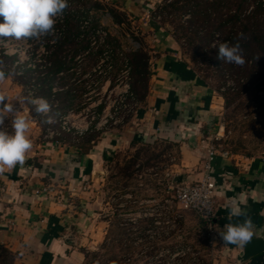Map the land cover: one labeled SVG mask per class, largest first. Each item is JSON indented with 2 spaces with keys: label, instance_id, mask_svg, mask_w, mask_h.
<instances>
[{
  "label": "crops",
  "instance_id": "1",
  "mask_svg": "<svg viewBox=\"0 0 264 264\" xmlns=\"http://www.w3.org/2000/svg\"><path fill=\"white\" fill-rule=\"evenodd\" d=\"M80 1L88 5L84 9L86 13L94 11L92 18H96L101 26L103 22L98 14L103 11L115 24H123L116 21L112 15L114 11L122 21L124 16L129 20L136 19L148 33L146 39L152 43L148 92L145 99L139 101L140 107L132 119L133 124L124 131L113 129L106 134L100 133L96 141L86 145L82 139L76 141L67 134L57 137V140H47L44 137L47 117L36 113L34 106L28 102L26 90L29 86L20 83L11 70L13 68L0 60L6 75V79L0 82V91L6 94L8 103L19 106L21 114L29 115V136L33 141L25 164L0 174V245L14 255V264L84 263L86 256L82 248L89 247L78 245L72 236L80 230L84 232L82 227L94 214L88 203L89 181L99 169L104 168L115 150L141 142L178 144V168L184 173L176 177V182L189 184L203 177L207 150L216 135V114H220L224 101H216V90L210 88L188 60L180 59L179 45L172 33H162L161 27H156V22L148 16L158 0ZM82 53L84 50L76 57ZM73 57L68 55V59ZM93 64V58H89L84 69H91ZM60 74L55 78L53 87L63 90V93L71 87L75 88L70 82L66 83L68 78L62 80L67 84L62 86L61 81H57ZM23 91L26 100L15 101ZM77 92L73 89L72 95L61 98L49 97L42 91L36 97L47 98L53 105L50 115L58 119L80 106L83 97ZM0 111L3 109L0 108ZM238 162L234 157L222 156L214 162L212 177L217 184L218 215L215 230H221L229 222L243 221L245 217L233 218L232 221L228 219L229 206L235 200L242 202V207L246 204L247 217L264 237V162L261 159ZM171 172H167L170 174L168 178ZM46 185H53L54 192L36 194ZM227 246L237 250L239 255L240 248ZM239 264H264V252Z\"/></svg>",
  "mask_w": 264,
  "mask_h": 264
},
{
  "label": "rangeland",
  "instance_id": "2",
  "mask_svg": "<svg viewBox=\"0 0 264 264\" xmlns=\"http://www.w3.org/2000/svg\"><path fill=\"white\" fill-rule=\"evenodd\" d=\"M158 1L159 7H153L147 13L148 16L161 27L162 33H172L179 45L180 59L188 60L210 88L216 90V101H224L220 114H216V140L213 138L218 155L227 153L225 158L234 157L240 164L246 159H261L264 162V88L261 82H249L246 77L238 81L239 68L236 66L224 77L220 76L216 67L209 66L207 62L208 57L215 55L211 51H207V57L200 55L197 62H194L192 57L196 51L190 47L183 31L178 29V13L174 12L167 17L168 11H165L160 22L153 19V13L157 8L160 10L165 2ZM75 5L76 8L80 7L79 11L88 7L78 1ZM90 13L95 15L94 11ZM98 15L103 22L101 27L107 29L108 36L117 37L120 44L117 50L108 46L110 51H117L118 56L111 53L106 55L109 57V66L113 65L108 77L117 84L122 72L126 70L124 61L127 54L138 49L149 54L152 43L146 39L148 33L139 26L136 19L129 20L124 16L123 24H115L106 11ZM188 19L190 14L182 16L183 23ZM216 44L215 38L213 49H216ZM119 53L123 55L119 56ZM82 54L85 55V52ZM4 59L6 56L0 57V60ZM88 59L86 55L83 57V70ZM84 75H76L77 83L91 78H85ZM241 81L245 84H240ZM229 89L235 91L228 92ZM23 93L16 96L15 101H25ZM224 93L230 94L229 105H226ZM109 95L110 92L105 95V101ZM115 97L112 94V99ZM83 102L80 101V104ZM92 102L96 101L93 99L89 103ZM135 114L132 113L125 123L103 133L113 129L126 130L133 124ZM8 117L12 119V116ZM179 164L178 144L163 141L155 144L135 143L122 150H115L109 156L104 168L99 169L97 175L89 181L91 187L88 203L94 214L86 226L82 225L85 231L80 230L72 236L78 245L89 247L82 248L86 256L83 264H239L237 250L222 244L215 230L216 225L209 227L199 216L182 210L174 202L177 186L188 184L176 182V177L184 173L178 168ZM169 171H172L170 178L166 176ZM85 209L89 210L86 206ZM81 210L84 212V208ZM171 210L173 212L166 217L165 213ZM158 213L162 216L157 219L151 217V214ZM11 263L14 264V261L8 257L1 264Z\"/></svg>",
  "mask_w": 264,
  "mask_h": 264
},
{
  "label": "trees",
  "instance_id": "3",
  "mask_svg": "<svg viewBox=\"0 0 264 264\" xmlns=\"http://www.w3.org/2000/svg\"><path fill=\"white\" fill-rule=\"evenodd\" d=\"M160 10L157 8V11L153 13L154 17L156 15H163L165 11H168L166 14L168 15L167 17L174 12H176V14L178 13L180 20L178 29L183 31V35L188 39L190 47L196 51L192 57L194 62H197V58L200 55L207 57V54H209L208 52H214L215 55H209L210 57H208L207 62L209 66L212 65L216 67L220 76L224 77L227 72L233 71L232 68L236 66L239 68L237 72L238 81L243 77H246V80L249 82L259 80L261 86L264 88V0H174L170 2L165 0ZM113 12L112 15H114L116 21L119 23L123 22L121 18H118L120 17L119 14ZM185 14H190V19H188L186 23H183L182 16ZM83 16L84 15H82L80 11L68 16L66 36L59 40L54 51H52L49 59L51 67L47 69L44 76L36 75L31 70H26L22 76H17L16 71L11 69L20 83L26 87L33 85L35 94L44 91L48 93L49 97L50 95L51 97L60 96L61 98L66 95L69 96L72 95L73 89L78 91L77 95L85 94L86 81L77 83L78 81H76L74 69L77 64L74 59L80 51L84 50L85 52L90 48L89 34L100 28L101 25L96 18H92L89 32L86 33L84 38H81L83 33L80 21ZM156 27L159 28L158 25H156ZM241 33L243 34V39L240 40V44L244 50L245 64L243 66H237L218 60L219 44L222 42L234 43L238 38V34ZM79 38L82 40H79ZM215 38L217 44L216 49H213L212 44ZM106 45L111 46L112 50L120 48L119 41L113 36L111 37V35L108 36ZM104 49L105 48H102L99 53H102ZM116 52H114L115 55ZM99 53L92 52L88 55V58H93L94 64H96ZM69 54H72L74 57L68 59ZM126 57L131 67V90L138 101H143L148 92V83L151 76L149 54L142 49H138L137 51L128 53ZM4 62L13 68L14 59L12 60L6 57ZM89 70L86 71V69H84L82 74H85ZM60 73L64 75L60 78L58 77L57 81H61L62 86L70 82L75 88H72V85H70L71 90L69 91L66 90L64 93L63 90H61V92H54L55 87H53V82ZM64 79H67L66 83H64V81L62 82ZM242 83L245 84L244 81H241L240 84ZM218 90H220V87ZM233 91L235 90H228V92ZM58 92H60V94H58ZM79 92L80 94H78ZM223 96L226 98V105H229L230 94L224 93ZM99 136L100 133L93 131L78 138L76 141L82 139L86 145L96 141ZM8 257L11 258V261H14V255L0 245V264Z\"/></svg>",
  "mask_w": 264,
  "mask_h": 264
},
{
  "label": "built area",
  "instance_id": "4",
  "mask_svg": "<svg viewBox=\"0 0 264 264\" xmlns=\"http://www.w3.org/2000/svg\"><path fill=\"white\" fill-rule=\"evenodd\" d=\"M68 2L69 7L65 10L63 17L57 20L53 34L41 37L38 40L30 39L16 41L6 39L4 42L0 43V57L6 56L14 58L13 69L18 76H22L26 70H31L36 75L44 76L47 69L51 67V62L49 60L50 55L59 40L63 39L66 35L67 18L70 14L79 11L80 8H76L75 0H68ZM90 12L92 11L86 13L85 10L80 9V13L84 15L80 21L83 33L81 38L85 37L91 27L92 13ZM153 19L160 22L162 17L161 15H156ZM0 22H3L2 18H0ZM107 37V29L102 27L89 34V41L91 44L90 48L85 52L86 56L92 52L99 53L102 48L105 49L102 53H99L96 64L85 73V78H91L83 80L86 81V92L82 98L84 102L81 103L77 109L60 116L58 119H54L53 123H48L45 139L57 140V137L68 134L72 135L74 139L77 140L93 131L103 133L110 128L118 127L125 123L126 120L131 117V114H135L139 109L140 103L131 90V67L127 59L124 61L126 70L122 72L123 75L121 79L119 78L120 83L119 80H117L118 83L114 84V82L109 79V73L113 65L109 66V57L106 55L110 53L114 54V52L112 50L110 51L106 45ZM116 54L118 56L117 52ZM120 54L121 56L123 55L119 53V56ZM85 55H78L74 59L77 64L74 68L76 75H83V57ZM63 75L64 74L61 73L60 77ZM103 82L104 84L101 86ZM103 87H105V91ZM57 91H61V89L55 87L54 92ZM109 92L110 95L108 96V100L105 101L104 97ZM112 94L116 95L113 99ZM27 95L28 97L36 96L33 85L27 89ZM93 99L96 102L89 103ZM4 115L6 117L4 127L11 131L12 119L8 117V115ZM213 138L216 140V135ZM218 156L226 157L227 153H220L218 155V150L212 140L203 164V177L198 182L177 186L174 195V202H176L182 210L196 214L204 222L208 223L211 228L216 225V220L218 218L216 211L217 184L212 177L214 162ZM166 176L169 177L170 174L167 173ZM170 188L172 189V187ZM54 190L55 187L53 185H46L42 190L36 191V194H51ZM172 212V210L166 212L165 216L167 217V215ZM152 216L153 219H157L158 216H162V214H151V217Z\"/></svg>",
  "mask_w": 264,
  "mask_h": 264
},
{
  "label": "clouds",
  "instance_id": "5",
  "mask_svg": "<svg viewBox=\"0 0 264 264\" xmlns=\"http://www.w3.org/2000/svg\"><path fill=\"white\" fill-rule=\"evenodd\" d=\"M69 7L68 0H0V43L7 40H30L54 33L55 25ZM243 34H238L236 42H222L218 46L217 59L226 63L243 66L244 50L240 44ZM6 79L4 66L0 64V82ZM28 102L36 113L47 117L46 123H53L52 103L44 97L29 96ZM0 174L17 165H24L27 154L33 148L29 136L30 117L21 114L19 106L7 102V96L0 91ZM11 113V131L4 127V113ZM233 201L229 206L228 219L245 217L242 222H229L218 230L219 240L225 245L245 248L255 236V225L247 217L246 204Z\"/></svg>",
  "mask_w": 264,
  "mask_h": 264
},
{
  "label": "water",
  "instance_id": "6",
  "mask_svg": "<svg viewBox=\"0 0 264 264\" xmlns=\"http://www.w3.org/2000/svg\"><path fill=\"white\" fill-rule=\"evenodd\" d=\"M238 255L239 263H244L253 257H256L264 252V237L259 234L258 230H255V236L250 244L245 248H240Z\"/></svg>",
  "mask_w": 264,
  "mask_h": 264
}]
</instances>
